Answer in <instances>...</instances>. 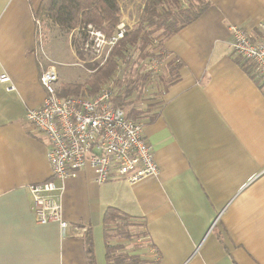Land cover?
<instances>
[{"label": "crops", "instance_id": "crops-1", "mask_svg": "<svg viewBox=\"0 0 264 264\" xmlns=\"http://www.w3.org/2000/svg\"><path fill=\"white\" fill-rule=\"evenodd\" d=\"M128 1L120 4L132 16ZM40 2L0 0V74L9 77L0 82V264H88L87 229L93 264H107L108 206L128 215L123 229L110 231L113 263L264 264V81L227 44L229 25L248 31L264 22V0H209L165 38L162 47L181 65L178 78L159 94L155 83L145 101L162 100L145 124L158 174L100 185L86 167L66 178L61 214L78 227L66 236L58 222L34 219L27 187L51 173L48 144L23 117L45 96L34 22Z\"/></svg>", "mask_w": 264, "mask_h": 264}, {"label": "built area", "instance_id": "built-area-1", "mask_svg": "<svg viewBox=\"0 0 264 264\" xmlns=\"http://www.w3.org/2000/svg\"><path fill=\"white\" fill-rule=\"evenodd\" d=\"M37 30V52L48 62L39 61V82L45 91L42 104L29 108L23 116L32 129L42 134L48 144L47 158L50 176L42 182L30 183L27 187L35 220L39 223L56 221L61 234L78 232L62 218V194L64 180L75 177L79 170L89 168L92 180L102 184L112 177H122L129 184L158 174L151 145L145 137L146 123L129 118L124 109L111 102L112 83L103 84L94 95L81 88L78 95L58 96V73L43 48L41 23L34 18ZM123 19L114 34L107 35L92 24H86L85 49L92 60L104 61L116 41L122 37ZM130 26V25H129ZM70 32V37L73 32ZM228 46L235 57L249 63L251 76L264 81V22L256 29L243 26H228ZM167 52L148 59L154 71L160 70L169 60ZM51 62V63H50ZM44 64V65H43ZM5 73L0 82H8ZM6 89L13 90L12 85Z\"/></svg>", "mask_w": 264, "mask_h": 264}, {"label": "trees", "instance_id": "trees-1", "mask_svg": "<svg viewBox=\"0 0 264 264\" xmlns=\"http://www.w3.org/2000/svg\"><path fill=\"white\" fill-rule=\"evenodd\" d=\"M35 17L39 19L44 40L51 27L58 28L62 35L69 37L75 46V55L82 61L85 73L81 81H61L57 90L58 96L78 95L81 88L87 89L90 95L96 94L99 87L113 81L111 102L123 108L127 117L148 123L159 110L162 100L152 103L151 89L154 85L163 93L178 78L181 63L173 57L164 68L154 71L149 66L152 57H159L166 52L163 41L179 31L185 25L198 18L209 5V0H148L142 13L132 23L125 25L124 33L115 45L110 48L106 59L100 63L92 60L91 52L84 47L86 24H92L107 35L114 34L116 26L122 20V0H40ZM128 215L120 209L108 206L102 214L103 242L107 264L113 263L112 245L109 243L111 230H120ZM90 229L84 236L87 263L93 264L92 238ZM114 259V260H113ZM117 262H119L117 260Z\"/></svg>", "mask_w": 264, "mask_h": 264}, {"label": "rangeland", "instance_id": "rangeland-1", "mask_svg": "<svg viewBox=\"0 0 264 264\" xmlns=\"http://www.w3.org/2000/svg\"><path fill=\"white\" fill-rule=\"evenodd\" d=\"M128 2L129 6L131 4L128 10H130L132 16L127 15L128 12L125 10L126 6H123L122 3L123 9L125 8L124 10L122 9L124 11V16L127 15V17H130V20H136L137 17H139L140 10L138 9L146 4L148 0H129ZM50 29L51 31L46 32L43 40V52L51 59L52 63H50L55 66L60 82L73 80L81 81L86 73L82 61H79L75 55V46L73 42L70 41V36L65 38L58 28L51 27ZM41 59L45 63L48 62L43 56Z\"/></svg>", "mask_w": 264, "mask_h": 264}]
</instances>
